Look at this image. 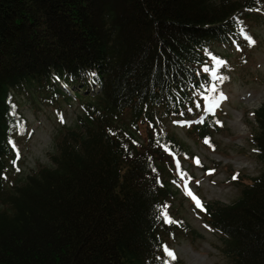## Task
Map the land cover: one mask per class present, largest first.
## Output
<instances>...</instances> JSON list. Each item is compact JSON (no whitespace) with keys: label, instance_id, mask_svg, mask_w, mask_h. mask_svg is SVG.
Returning a JSON list of instances; mask_svg holds the SVG:
<instances>
[{"label":"trees","instance_id":"1","mask_svg":"<svg viewBox=\"0 0 264 264\" xmlns=\"http://www.w3.org/2000/svg\"><path fill=\"white\" fill-rule=\"evenodd\" d=\"M259 14L264 0H0V264H182L173 247L192 231L171 214L168 177L190 156L151 119L200 118L219 87L203 68L223 67L213 48L247 49L241 28L251 36ZM58 83L100 91L51 166L13 185L29 140L17 99L57 107L70 100ZM252 118L264 167V105ZM191 127L206 147L220 133L213 117ZM248 181L235 204L204 205L229 264H264V174Z\"/></svg>","mask_w":264,"mask_h":264},{"label":"rangeland","instance_id":"2","mask_svg":"<svg viewBox=\"0 0 264 264\" xmlns=\"http://www.w3.org/2000/svg\"><path fill=\"white\" fill-rule=\"evenodd\" d=\"M250 27L255 45H248L242 51L236 45L213 48L226 64L216 69L217 75L224 77L223 81L212 76L211 72L206 73L219 86L218 92L208 101L212 111L206 110L204 104L200 118L171 122L155 113L156 117L151 119L152 122L159 120V125L175 137L190 156L188 161H179L180 170L187 174L185 180L180 179L178 172L168 177L170 190L175 196L171 214L174 218H181L192 231L188 237L179 238L173 247L182 264H229L221 253L224 236L208 225L203 211L196 208L192 198L185 194V181L203 206L214 203L231 206L240 198L241 184L248 185V180L264 174L254 147L256 127L252 118L253 113L264 105V15L259 14ZM58 86L70 100L60 102L57 107L43 105L35 95L31 99H17L20 113L27 123L29 140L21 143L20 158L16 163L20 170L13 177V185H20L39 169L51 166L50 158L56 154L58 141L66 131L76 127L79 118H84L83 104L95 101L100 91L95 83L89 85L86 93L64 83H58ZM75 92L81 99L74 97ZM221 94L226 98L220 99ZM213 98L218 106H212ZM206 117L215 118L220 128V133L209 140L208 147L198 141L191 127L201 126ZM131 123L132 119H128L126 128L137 140L143 141V126L134 127ZM238 178L246 180L237 183Z\"/></svg>","mask_w":264,"mask_h":264},{"label":"snow or ice","instance_id":"3","mask_svg":"<svg viewBox=\"0 0 264 264\" xmlns=\"http://www.w3.org/2000/svg\"><path fill=\"white\" fill-rule=\"evenodd\" d=\"M256 11H260V9H256ZM241 36H242V38H243L245 41H247V43H248L249 46H253V45H255L256 41L254 40V38H252V37L246 32V30H245L244 28H241ZM213 59H214V61H215V64L218 65V66H219V65H224V64H226L225 61L220 60L219 58H213ZM203 71L206 72V73H207V72H211L212 76L216 77V78H217L218 80H220V81H223V79H224V77H222V76H218V75H217V72H216V69H215V68H213V69H209L207 66H205V67L203 68ZM215 90H216V89H215V86H213V87L210 89V91H215ZM219 98H220V99H225L226 97H223V95L221 94V96H220ZM204 99H205V102H206V103H205L206 110H208V111H212V107H210V106L208 105L209 97H204ZM212 106H213V107H214V106H218V105L215 104V98H213V105H212ZM196 107L199 108V107H200V104L198 103V104L196 105ZM189 111H191V109H189ZM201 122H203V121L201 120ZM61 123H64L63 118H61ZM204 142H205L206 144L209 143L208 140H205ZM14 147H15V146H14ZM165 151H168V149L165 148ZM19 158H20V153L17 152V159H19ZM196 162L199 163L198 158H197ZM176 167H177V172H178V174H179V176H180V179H181V180H185V177L187 176V174L181 172V170H180V164H179L178 161H177V163H176ZM16 170L19 171L20 169L17 168ZM235 178H236V177L234 176L233 179H235ZM189 179H190V178H189ZM174 183H175V182H174ZM178 186H179V185H178ZM183 188L185 189V194L188 195V196H190V197L192 198V200L194 201L196 208H198V209H200V210H202V211L205 210V209H204V206L202 205V203L200 202V200H199V199H198V198H197V197L191 192V190L188 188V182H187V181H185V183L183 184ZM164 207L167 208V206H164ZM161 215H162V217H163L165 223H177L176 221H174V220L171 219V217L168 215V213H167L166 211L162 212ZM164 252H165V254H166L171 260H175V259H176V256H175L174 252H172V251H171L170 249H168L167 247L164 248ZM165 264H167V261L165 262Z\"/></svg>","mask_w":264,"mask_h":264}]
</instances>
